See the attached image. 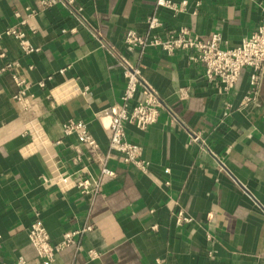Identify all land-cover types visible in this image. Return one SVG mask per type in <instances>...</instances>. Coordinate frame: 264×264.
<instances>
[{"label": "crops", "instance_id": "obj_1", "mask_svg": "<svg viewBox=\"0 0 264 264\" xmlns=\"http://www.w3.org/2000/svg\"><path fill=\"white\" fill-rule=\"evenodd\" d=\"M186 1L174 12L155 0H76L82 22L63 3L0 0V264L36 258L37 219L53 243L93 225L51 264H264V66L255 86L246 68L225 89L185 51L123 42L156 15L163 29L218 32L233 47L259 24L264 0ZM123 60L163 103L145 130L125 127L145 169L108 146L104 111L121 102ZM16 79L28 83L19 99ZM68 120L85 122L97 147L64 134ZM82 178L97 188L82 193ZM178 211L192 220L177 224Z\"/></svg>", "mask_w": 264, "mask_h": 264}, {"label": "built area", "instance_id": "obj_2", "mask_svg": "<svg viewBox=\"0 0 264 264\" xmlns=\"http://www.w3.org/2000/svg\"><path fill=\"white\" fill-rule=\"evenodd\" d=\"M37 1L47 7L63 3L69 6L77 18L82 22L84 21L83 8L81 5L76 4V0ZM155 4L157 7H165L178 12L186 8L187 1L182 0L177 3L174 0H155ZM160 29L161 33L159 32ZM7 33L18 39L24 52L33 50L23 38L22 33L11 30ZM123 42L128 51L143 50L147 46L156 47L167 55L177 51H185L191 61L203 66L207 80H217L225 89L232 88L241 72L246 68H251L250 83L255 86L264 66V16L255 30L233 47L226 46L218 32L202 39L187 27L163 29L162 23L156 15L147 19L146 32L138 33L134 30H128L123 36ZM123 61L126 68L124 69L125 86L121 102L109 106L104 111V115L109 119L107 126L108 146L111 151L121 156L123 162L136 164L145 169L146 164L140 158V146L136 142L127 139L125 127L127 124H132L139 130H145L156 122L163 103L156 89L142 78L139 70L130 66L127 61ZM16 83L21 87V91L20 94L14 97L19 99L25 88L28 87V83L22 79H16ZM62 129L66 135H76L89 149L93 150L97 147L96 140L91 136L85 122L68 120L63 124ZM193 140L197 141L198 136H193ZM101 174L111 176L113 172L103 166ZM60 179L65 181L64 176ZM76 187L82 193H90L97 188V184H92L88 178H82L76 182ZM191 220L192 218L182 211H178L175 215L177 224L190 222ZM92 228V224H85L81 228L66 231L59 242L53 243L43 223L38 219L34 220L28 229V239L34 248L36 258L31 261L19 258L13 264H51L59 251L75 244L77 237L86 234ZM94 255L92 253V256Z\"/></svg>", "mask_w": 264, "mask_h": 264}]
</instances>
